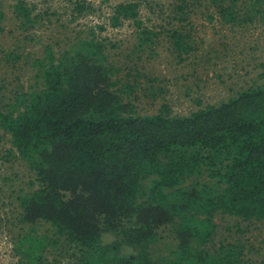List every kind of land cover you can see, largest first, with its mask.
Masks as SVG:
<instances>
[{
    "label": "trees",
    "instance_id": "1",
    "mask_svg": "<svg viewBox=\"0 0 264 264\" xmlns=\"http://www.w3.org/2000/svg\"><path fill=\"white\" fill-rule=\"evenodd\" d=\"M145 1L118 3L109 17L115 29L133 23L138 49L160 36L141 20ZM204 3L225 24H264V0H173L168 37L179 57L190 52L185 27ZM71 9L79 17L92 6ZM14 11L23 29L38 21L25 1ZM4 19L0 10V35ZM90 36L59 54L46 48L39 89L7 100L0 81V132L35 177L18 197L19 222L50 224L75 249L73 264H244L241 244L212 243L220 214L264 222V83L187 116L168 105L141 114L138 85L122 80L94 29ZM167 227L176 249L164 259L153 246ZM107 233L116 239L104 243ZM50 242L25 234L17 251L24 264H60L45 255Z\"/></svg>",
    "mask_w": 264,
    "mask_h": 264
},
{
    "label": "rangeland",
    "instance_id": "2",
    "mask_svg": "<svg viewBox=\"0 0 264 264\" xmlns=\"http://www.w3.org/2000/svg\"><path fill=\"white\" fill-rule=\"evenodd\" d=\"M18 1L0 0V10L5 15L4 33L0 35V81L7 100L40 88L36 60L46 55L47 47L59 54L78 37L90 38L92 29L107 44L109 60L122 69V80L138 85L135 103L141 114H157L163 105H168L172 115L187 116L264 83V24H225L205 3L192 14L191 26L185 27L191 33L187 42L190 52L179 57L168 37L173 0L143 3L141 20L160 36L152 47L142 49L137 48L138 30L133 23L117 29L109 26L113 7L132 0H22L38 18L27 29L22 28L14 11ZM76 1L90 4L92 10L87 15H72ZM9 53L19 58L7 59ZM11 150L10 137L0 132V264L27 262L17 246L21 236L29 233L50 239L45 253L50 262L73 264L75 249L50 224L19 222L18 197L31 190L35 177L25 162L10 154ZM215 221L218 228L213 247L241 244L244 264H264V222H245L221 214ZM115 239L112 234H104V243ZM153 249L157 257L172 258L176 241L169 227L159 232Z\"/></svg>",
    "mask_w": 264,
    "mask_h": 264
}]
</instances>
